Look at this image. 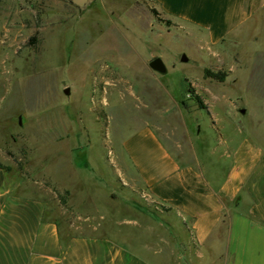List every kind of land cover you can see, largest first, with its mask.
<instances>
[{
    "label": "rangeland",
    "instance_id": "374dc122",
    "mask_svg": "<svg viewBox=\"0 0 264 264\" xmlns=\"http://www.w3.org/2000/svg\"><path fill=\"white\" fill-rule=\"evenodd\" d=\"M259 21L215 48L154 0H93L85 9L0 0V164L53 202L62 228L66 219L77 234L145 235L165 264H196L186 218L147 194L122 138L148 122L180 159L222 169L227 161L212 151L231 126L212 125L209 111L227 117L234 109L264 145V56L234 53L257 47L246 38H256ZM219 47L228 49L213 55ZM155 57L164 73L149 66Z\"/></svg>",
    "mask_w": 264,
    "mask_h": 264
},
{
    "label": "crops",
    "instance_id": "0c3cea01",
    "mask_svg": "<svg viewBox=\"0 0 264 264\" xmlns=\"http://www.w3.org/2000/svg\"><path fill=\"white\" fill-rule=\"evenodd\" d=\"M154 1L165 17L202 32L203 42L215 48L231 37L238 41L242 27L259 17L256 38H246L257 47L234 53L264 56V0ZM227 49L212 53L221 56ZM231 111L227 117L209 111L212 125L228 120L231 126L229 133H217L212 151L227 161L222 169L180 159L148 122L121 142L147 194L186 218L196 264H264V145L238 125V110ZM54 211L53 202L25 189L23 178L0 167V264L166 263L145 235L77 234L66 219L62 228Z\"/></svg>",
    "mask_w": 264,
    "mask_h": 264
},
{
    "label": "water",
    "instance_id": "95a60500",
    "mask_svg": "<svg viewBox=\"0 0 264 264\" xmlns=\"http://www.w3.org/2000/svg\"><path fill=\"white\" fill-rule=\"evenodd\" d=\"M68 1H70L72 4L76 5L80 9H85L93 2V0H68ZM182 60H187L184 54L182 55ZM149 66L161 73H164L166 71L165 64L163 63L160 57H155L152 60H150ZM64 92L68 93L69 88L68 87L64 88Z\"/></svg>",
    "mask_w": 264,
    "mask_h": 264
},
{
    "label": "trees",
    "instance_id": "16d2710c",
    "mask_svg": "<svg viewBox=\"0 0 264 264\" xmlns=\"http://www.w3.org/2000/svg\"><path fill=\"white\" fill-rule=\"evenodd\" d=\"M204 73H205L206 76H209V77H212V78H216V79L221 80V81L224 80V78H225V73L224 72L212 71V70H210L208 68L204 69ZM189 91L190 92H194V90H192L191 88H189ZM194 97L201 105L203 104V102L200 99V95L199 94L194 93ZM203 107H205V106H203ZM0 167H3V166L0 164Z\"/></svg>",
    "mask_w": 264,
    "mask_h": 264
}]
</instances>
